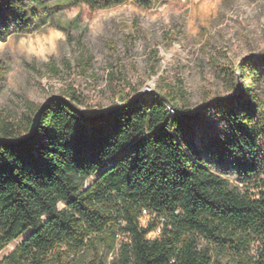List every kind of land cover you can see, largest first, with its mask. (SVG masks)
<instances>
[{"label": "trees", "instance_id": "trees-1", "mask_svg": "<svg viewBox=\"0 0 264 264\" xmlns=\"http://www.w3.org/2000/svg\"><path fill=\"white\" fill-rule=\"evenodd\" d=\"M127 1L166 0H0V40L32 32L64 6ZM238 72L240 87L215 103L218 127L200 149L176 93L120 97L99 118L51 102L31 139L0 144V251L25 236L0 264H68L99 241L115 252L108 264H222L210 246L264 264V59L250 57ZM31 118L23 133L2 124L0 136H24Z\"/></svg>", "mask_w": 264, "mask_h": 264}, {"label": "rangeland", "instance_id": "rangeland-1", "mask_svg": "<svg viewBox=\"0 0 264 264\" xmlns=\"http://www.w3.org/2000/svg\"><path fill=\"white\" fill-rule=\"evenodd\" d=\"M243 56L264 59V0H166L150 7L127 1L95 10L64 6L32 32L0 40V126L23 133L27 118L48 96L67 93L76 95L88 116L120 105V97L169 91L183 97L193 115L203 103L233 93L230 71L241 83ZM215 103L192 120L199 149L218 127ZM139 220L144 224L148 217ZM24 237L5 246L0 261ZM210 251L222 264L247 259L213 246ZM114 253L99 241L64 259L108 264Z\"/></svg>", "mask_w": 264, "mask_h": 264}, {"label": "water", "instance_id": "water-1", "mask_svg": "<svg viewBox=\"0 0 264 264\" xmlns=\"http://www.w3.org/2000/svg\"><path fill=\"white\" fill-rule=\"evenodd\" d=\"M248 58H250V56H243L241 58L240 62L238 63V67L240 68L241 63L243 61H245L246 59H248ZM239 68H238V71H239ZM236 82L237 83H236L235 91L231 95H229L227 97H224V98H216V99H213V100H211L209 102L203 103L200 106V108L197 110V112L195 114H193V115H190V114H181V115L183 117L187 118V119H193V118H195V116L197 115V113L201 109L206 108V107L210 106L211 104H213L215 102H218V101H221V100H226V99H229V98L235 96L237 91H238V89H239V87H240V83H239L238 78H237ZM147 92H148V90H146L143 93H140L137 98H135V99H133L131 101V103L134 102L136 99L143 97ZM56 100L63 101L65 103L69 104L76 113H78L79 115H82V116L87 118V115H85V113L82 111L81 107H77V106L73 105L72 103H70V101L65 96H63L61 94H52V95L48 96L36 108L32 118H31V123H30L29 129H28L27 133L24 136H22L20 138H6V137H3V136H0V144L18 145V144H21V143L26 142L29 139H31L37 132L38 124H39V122L41 120V117H42L43 113L47 110V108L49 107L50 103L53 102V101H56ZM170 107H171V105H170ZM106 113H108V112H103L101 115L97 116V118L105 115Z\"/></svg>", "mask_w": 264, "mask_h": 264}, {"label": "built area", "instance_id": "built-area-1", "mask_svg": "<svg viewBox=\"0 0 264 264\" xmlns=\"http://www.w3.org/2000/svg\"><path fill=\"white\" fill-rule=\"evenodd\" d=\"M169 109L171 111H173L172 107H169ZM142 215H146L148 218L150 217L149 214H148V212L146 210H142L141 217H142ZM158 232H159V228L155 229V231L153 232V234H157Z\"/></svg>", "mask_w": 264, "mask_h": 264}]
</instances>
